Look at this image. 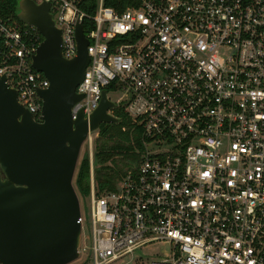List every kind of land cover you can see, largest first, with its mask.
I'll list each match as a JSON object with an SVG mask.
<instances>
[{"label": "built area", "instance_id": "obj_1", "mask_svg": "<svg viewBox=\"0 0 264 264\" xmlns=\"http://www.w3.org/2000/svg\"><path fill=\"white\" fill-rule=\"evenodd\" d=\"M33 1L50 3L63 58L76 56L78 23L88 40L71 118L106 90L140 129L137 163L111 190L95 184L86 138L91 247L82 254L80 213L79 264H140L134 251L154 242L170 249L150 264H264V0ZM42 40L0 18V75L37 122Z\"/></svg>", "mask_w": 264, "mask_h": 264}, {"label": "water", "instance_id": "obj_2", "mask_svg": "<svg viewBox=\"0 0 264 264\" xmlns=\"http://www.w3.org/2000/svg\"><path fill=\"white\" fill-rule=\"evenodd\" d=\"M50 3L17 0L16 17L33 26L43 40L32 67L49 81L38 89L42 121L17 100V92L0 75V264H69L78 258L81 226L73 185L81 146L101 123L117 122L108 113L115 103L102 91L88 118H71V106L89 56L82 25L75 27L76 56L61 55V30Z\"/></svg>", "mask_w": 264, "mask_h": 264}, {"label": "trees", "instance_id": "obj_3", "mask_svg": "<svg viewBox=\"0 0 264 264\" xmlns=\"http://www.w3.org/2000/svg\"><path fill=\"white\" fill-rule=\"evenodd\" d=\"M104 4L116 6L115 0H104ZM16 6L17 0H0V18L19 21L16 17ZM92 7L94 3L88 8L85 5L82 6L88 13H92ZM112 113L118 121L101 123L94 138L93 163L97 166H93V171L94 181L99 190L113 189L126 170L137 163L138 153L135 149L141 148L139 127L133 123L122 107L114 108ZM75 188L81 196L89 194L87 151L82 156L75 177Z\"/></svg>", "mask_w": 264, "mask_h": 264}, {"label": "rangeland", "instance_id": "obj_4", "mask_svg": "<svg viewBox=\"0 0 264 264\" xmlns=\"http://www.w3.org/2000/svg\"><path fill=\"white\" fill-rule=\"evenodd\" d=\"M108 97L111 98L112 100H116L118 95H116V93H114V92L109 91ZM95 135H96L95 131L91 133L92 152H94ZM88 145H90L89 141L86 140V141H84V143L81 146L80 155H79V158L77 161V165H76V169H75V173H74V178H73L74 187H75V177H76V174L78 172V168H79L82 156L84 155V153L88 149V147H87ZM93 166L96 167L97 164L93 163ZM75 190H76V188H75ZM77 195H78V199H79L80 213H81V216L83 218L81 239H82V243H85L88 247L87 251L82 252V254H87V256H88L90 254V247H91L89 197L88 196H81L78 192H77ZM169 249H170V246L166 243H161V242L150 243V244H147L145 246H142L138 250H135L133 253V260L140 259L142 261V263H140V264H150L152 261H158V260L164 259L168 255ZM130 257H131L130 255H126L125 257H123L117 261L108 263V264H124V262ZM79 263H80V261L76 260V261H73L69 264H79ZM128 264H137V263L131 262Z\"/></svg>", "mask_w": 264, "mask_h": 264}]
</instances>
